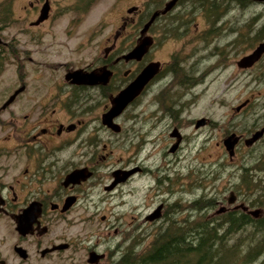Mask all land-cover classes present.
Masks as SVG:
<instances>
[{"label":"flooded vegetation","instance_id":"obj_1","mask_svg":"<svg viewBox=\"0 0 264 264\" xmlns=\"http://www.w3.org/2000/svg\"><path fill=\"white\" fill-rule=\"evenodd\" d=\"M45 1L49 4L47 17L38 21ZM168 1L144 0L141 7L121 16L120 26L114 25L109 30L105 44L96 46V56L88 63H69L56 31L45 28L66 16L55 15L50 0H34L23 8L29 13L23 19L27 28H21V33L29 37L34 49L16 48L23 42L17 36L0 37V60L5 59L6 51L19 53L15 56L19 75L15 80H5L0 90V264L115 263V250L108 244L101 249V245L113 242L117 235V219L131 197L133 181L147 179L157 170V166L149 168L144 164V159L147 161L151 155L146 154L143 160L137 157V147L150 146L158 153L156 130L162 126L160 130L169 128V136L174 140L169 153L179 149L184 136L181 124L174 121L181 115L182 107L195 103L196 90L201 87L202 91L212 70L206 66L197 71V64L203 65L202 60L208 58L209 51L212 53L209 44L204 49L196 46L197 36L201 42L208 43L213 28L208 21L205 29L199 30L193 22L195 0H177L168 11L159 12L144 33L150 37L151 44L141 59L123 57L136 45L140 30L152 14L163 9ZM222 1L235 5L230 12L244 9L245 0ZM247 1L264 5V1ZM78 3L76 0V6ZM256 22L249 20L240 26H249L250 34L259 41L262 35L257 34L260 29L254 27ZM9 26L0 23V35ZM62 32L68 33L66 28ZM46 34L51 37L49 43L43 42ZM262 42L264 35L247 52L233 41L223 46L221 71L230 72L233 78L226 80L227 83L239 85L253 81L244 77L264 60V51L250 66H240L238 62ZM231 56L235 58L230 60ZM24 60L29 66L28 73H24ZM150 63H157V71L140 93L119 113L109 112L116 95ZM76 70L105 72L107 78L76 80L70 76ZM250 104L251 100L245 99L235 107L236 113L240 114ZM186 118L192 123V118ZM204 119L206 123L198 127L196 119L194 127L209 125L210 120ZM263 127L235 133L239 136L235 150L239 146L253 148L264 134L249 146L245 145V139ZM175 133L178 136L172 135ZM174 160L172 157L165 160L170 172L179 167ZM247 175L253 177L251 173ZM163 178L166 177H158L157 181L163 184ZM250 188L253 187L242 186L247 198ZM233 197L232 206H225L226 210L220 213L240 208H236L239 204L235 192ZM161 198V203L146 219L162 222L165 217L171 221L172 216L180 213L177 196H171L173 203L169 204L168 215L163 212L165 203L164 197ZM191 201L184 205L183 212L190 209ZM158 208L159 215L152 217ZM215 211L209 212L208 217L219 214ZM116 214H119L117 218ZM120 224L121 232L128 228L125 222ZM85 253L87 260L92 253L99 257L93 263L87 260L84 263Z\"/></svg>","mask_w":264,"mask_h":264},{"label":"rangeland","instance_id":"obj_2","mask_svg":"<svg viewBox=\"0 0 264 264\" xmlns=\"http://www.w3.org/2000/svg\"><path fill=\"white\" fill-rule=\"evenodd\" d=\"M33 1L0 0V9L4 8V5L9 4L12 17L14 18L0 37L9 39L17 36L23 41L16 46L20 51L23 49L31 51L35 48L34 44L28 41L29 37L21 33V28H27L23 19L29 13L23 8L25 6L28 7L29 2ZM75 1L50 0L54 7L53 12L55 15L63 13L66 16L55 23L51 22L45 27L56 31L57 39L62 42V50L65 51L69 63L77 61L88 63L91 61L96 56V46L105 44L104 40L110 32L109 30L114 25L119 27L121 16H127L132 12L128 13V8L133 6L141 7L144 2V0H93V2L86 0L83 2L79 1L80 4L76 6ZM196 2L198 1L195 0L193 4L195 15V21L193 22L197 23L199 30L205 29L208 21L211 22L213 28L210 42H201L197 36L196 46H203L202 49H204L205 44L206 46L209 44L212 51L211 54L209 51L206 60H202L203 65L197 64V71L201 72L202 67L206 66H210L212 70L206 76L205 80L208 81L201 92V87H197L195 95L198 98L195 103L193 102L194 105L190 102L185 107H182L181 115L179 114L177 120L174 121L181 124L180 131L184 136L179 149L174 153H169V147H171L174 140L169 136L170 129L160 130L162 126L156 130L158 131L156 135L158 142L155 146L158 149V153L156 148L150 146L137 147V157L143 160L147 158L146 154L148 156L151 155L152 157L147 161L144 159V164L149 168L157 166V170L153 176L147 179L133 181V192L130 199L127 200V204L123 207V211H121L122 215H115L116 218L119 216L116 226L118 229L117 235L112 238L113 242H103L101 245V249L108 244L115 250V261L130 250L136 254L143 252L150 242H156L155 237L166 228L168 223L172 227L175 226L177 228V225L180 226L181 220L189 212H192L189 209L187 213L186 211L183 212L182 208L184 205L192 200L188 208L191 206L203 207L205 203L197 200L202 194L204 195L202 197L203 200H209L208 198H211L213 202L215 200L216 206L210 211V214L216 209L223 207V205L224 207L232 206L227 203L231 192H235L236 196H238L236 204L243 202V199L245 205L249 206V210L261 209L259 206H251L250 201H255L260 194L259 192L264 195V137L251 149H245L243 146L236 148L233 158L228 156L223 140L231 133H245L254 130L255 127L264 126V60L260 62L257 68L245 75L244 80L253 81L239 85H232V83L226 82V80H233V78L230 77V72L221 71L220 63L222 48L226 43L230 44L233 41V44L242 45L243 51L247 52V50L263 40V38H259V41H256L257 38L250 34L249 26L240 25L249 22V20L250 22L254 19L258 20L254 27H257V30L260 29L257 34L263 36L264 5L254 3L241 11L234 9L231 13L230 9L235 7V5L219 1L216 3L219 4V11L222 12V15L213 21L211 17H209L210 20L208 19L207 14H204V10H202L203 7L198 6ZM207 7L204 8L205 12L208 9ZM238 26H240V29H238ZM65 28L68 32L67 34L62 32ZM50 38L46 34L43 42L49 43ZM17 53L18 51H6L5 59L0 60V90L3 88L5 80H15L19 75L17 63L15 62V56H19V53ZM233 58L235 57L231 56L230 60ZM24 61L26 62L24 73H28L29 66L27 60ZM256 77H259V79L255 80ZM248 98L251 100V104L240 114H237L235 107ZM186 116L192 118V123ZM204 118L210 120V124L195 128L194 121L202 119L204 120L203 124H205L206 119ZM138 145H141V143H138ZM154 153L157 154L153 155ZM171 157L179 165L175 172H170L166 168L169 163H166L165 160H171ZM182 160L185 161L181 164L180 161ZM242 167H248V173L253 175L252 185L250 186L258 187L257 190H251L250 188L251 191H249L250 195L248 198L242 193V186L245 185L239 183ZM175 169L176 167H174ZM161 176L168 178V180L163 178V184L160 180L157 181V178ZM171 196L172 198L174 196L179 198V203L175 202L180 206V213L172 216L174 221L173 219L166 221L165 217L162 222L145 218L156 205L161 203V197H164L163 202L165 203L163 212L165 215L171 214L169 211V204L173 203ZM202 211L199 213L201 214ZM192 213L194 214V212ZM250 216L257 217L254 215ZM258 217L264 219V210H260ZM124 222L128 228L121 232L123 225L120 223L124 224ZM247 234L248 232H245L238 236L244 237ZM241 242H248V238L244 237ZM86 260L87 256L85 253L83 257L84 263Z\"/></svg>","mask_w":264,"mask_h":264},{"label":"trees","instance_id":"obj_3","mask_svg":"<svg viewBox=\"0 0 264 264\" xmlns=\"http://www.w3.org/2000/svg\"><path fill=\"white\" fill-rule=\"evenodd\" d=\"M196 1L198 6L203 7L204 14L213 21L222 15L219 4L216 3L222 0ZM251 4L253 2L245 0L243 7L247 8ZM206 7L208 9L205 12ZM0 14V23L12 21L9 4L0 9ZM262 27L264 28V25ZM242 169L244 170H241L239 183L253 187L250 186L253 177L247 175L248 167ZM257 188L254 186L251 190ZM259 193L255 201H250V205L259 206V210H264V195ZM203 196L202 194L197 199L198 202L200 200L205 203L203 207L191 206L189 209L195 215L187 214L181 220L180 226L176 224L175 229L168 223L169 226L167 224L155 237L156 242H150L143 252L136 254L130 250L114 264H264V219L258 217L259 214L257 217H251V214L240 208L208 217V213L216 206L215 200H203ZM201 210L203 211L200 214ZM245 232H248L244 236L248 238V242H241L244 237L238 235Z\"/></svg>","mask_w":264,"mask_h":264},{"label":"water","instance_id":"obj_4","mask_svg":"<svg viewBox=\"0 0 264 264\" xmlns=\"http://www.w3.org/2000/svg\"><path fill=\"white\" fill-rule=\"evenodd\" d=\"M176 1L177 0H169L164 5L163 9L159 11H155L152 14L150 20L140 30V36L138 38V41L136 42V45L133 47V49L130 52H128L127 54L123 56L126 60L141 59L142 55L146 52L147 48L151 44L150 37L144 36V33L148 29L150 23L159 14V12L165 13L171 7H173ZM256 1H264V0H256ZM136 8L137 7H134V6L131 8H128L127 12L129 13L135 10ZM48 10H49V4H48V1H45V3L42 6L38 21H41L47 17ZM263 51H264V42L260 43L252 53L242 57L240 59V62H238V64L244 67L252 65L260 57ZM156 71H157V63H150L144 69H142V71L136 76L134 81L116 95V97L112 101V108L109 112L117 114L120 111H122L125 105L129 103L134 97H136L140 93L146 81L149 80ZM70 76H72L76 80H99L104 77L107 78V75L105 76V72L97 73L96 71L86 72L83 70L73 71L70 73ZM203 121L204 120L202 119L197 120L196 126L198 127L199 125L203 124L204 123ZM263 134H264V127L256 130L255 132L252 133L250 137L246 138L245 145L249 146L253 144L257 140H259L263 136ZM172 135L178 136L177 133L172 134ZM238 141H239V136H237L235 133L229 134L223 140V144L225 146L226 152L230 158L235 153V145L238 143ZM177 143H178V140L171 148L172 150L176 147ZM233 202H234V197H233V192H231L230 197L227 199V203L228 205H231ZM237 207L242 208L243 210L247 211L249 214L254 215V216H257L260 212V210H249L248 207L245 206L243 203H240L239 205L236 206V208ZM158 210L159 208L151 216L157 217ZM224 210L226 209L223 206V207H220L218 210H216L215 213H220ZM98 257L99 256L92 253L90 254V257L88 258L87 261L89 263H93L96 261V259H98Z\"/></svg>","mask_w":264,"mask_h":264}]
</instances>
